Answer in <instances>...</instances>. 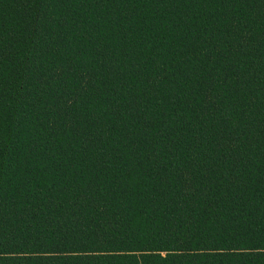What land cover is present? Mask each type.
Segmentation results:
<instances>
[{
    "label": "trees",
    "instance_id": "16d2710c",
    "mask_svg": "<svg viewBox=\"0 0 264 264\" xmlns=\"http://www.w3.org/2000/svg\"><path fill=\"white\" fill-rule=\"evenodd\" d=\"M0 264H264V0H0Z\"/></svg>",
    "mask_w": 264,
    "mask_h": 264
}]
</instances>
